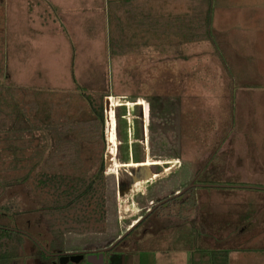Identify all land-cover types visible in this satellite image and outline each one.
I'll list each match as a JSON object with an SVG mask.
<instances>
[{
    "label": "rangeland",
    "instance_id": "1",
    "mask_svg": "<svg viewBox=\"0 0 264 264\" xmlns=\"http://www.w3.org/2000/svg\"><path fill=\"white\" fill-rule=\"evenodd\" d=\"M125 1L0 0V225L24 233L11 264H58L45 253L97 252L161 201L103 264H211L210 253L229 244L214 236L221 223L209 222L216 203L194 193L206 180L227 182L217 178L220 170L229 178L245 166L241 150L264 154V126L236 124L234 110L218 118L206 106L201 77L190 72L203 63V49L178 45L175 31L161 25L157 33L138 25ZM217 1L210 0L211 22ZM132 3L137 14L169 23L206 16L209 0ZM110 39L125 52L112 54ZM91 98L102 103V125L84 124L97 118ZM65 140L78 147L72 162L58 152ZM222 149L227 157L220 158ZM50 175L85 176L97 191L71 203L62 191L67 182ZM235 207L225 200L217 215L235 218ZM241 254L230 263L264 264L249 249Z\"/></svg>",
    "mask_w": 264,
    "mask_h": 264
},
{
    "label": "crops",
    "instance_id": "2",
    "mask_svg": "<svg viewBox=\"0 0 264 264\" xmlns=\"http://www.w3.org/2000/svg\"><path fill=\"white\" fill-rule=\"evenodd\" d=\"M219 2L221 4L217 7L216 14L212 16V22L210 21V32L212 23L214 36L210 39L190 41L203 49L199 53V58L204 63L199 62L200 68H193L190 72L201 77L203 81L200 84L201 91L209 95L205 97L206 106L218 110V118H221L225 110H227V116H232L231 111L234 110L236 124L247 119L241 124H257L263 128L264 0L239 2L218 0L217 5ZM212 38L216 39L215 43L212 42ZM187 43L188 41H181L178 45ZM180 54V51L173 52V55L179 57ZM193 57L194 60L195 56ZM190 88L195 90L197 86L191 85ZM256 129L258 130L259 127ZM259 135L263 136L261 132ZM224 150L219 151V154L222 153L219 155L220 158L227 157L228 152ZM262 150L257 148L249 149V151L241 150L242 156L245 157V166L239 165L238 171L229 174V178L223 176V169L220 170L216 175L217 178L227 182L220 183L215 179H209L205 181L207 185H197V191L194 193L197 198L202 195L209 198L207 202L216 203L219 210L221 203L225 200L233 199L237 205L235 218L223 219L217 215V209L214 220L209 221L221 223L220 229L213 231L215 237H221L222 241L229 240V244L224 248L227 252V264L230 263L234 254L242 255L241 253L247 252V249L254 252V256L264 259V154ZM234 154L232 150V154L229 153L228 156ZM218 190L222 193L221 196L220 194L218 196ZM220 198L221 202L218 203ZM250 205L253 206L251 210L248 207ZM247 208L250 211H246ZM205 209L208 214L209 212L212 214L210 207ZM204 210L201 209L200 213ZM243 214L247 215L245 218L247 222H240ZM253 231L255 232L251 234ZM242 260L243 257L238 264H241Z\"/></svg>",
    "mask_w": 264,
    "mask_h": 264
},
{
    "label": "trees",
    "instance_id": "3",
    "mask_svg": "<svg viewBox=\"0 0 264 264\" xmlns=\"http://www.w3.org/2000/svg\"><path fill=\"white\" fill-rule=\"evenodd\" d=\"M132 1L133 0H126L124 5L127 6L128 11L133 12L135 23L141 26H146L151 30H155V33H157L156 27L161 25L162 27L160 29L163 28V30H165L164 32L175 31L174 33L180 37L179 39L181 41H196L211 38L209 12L210 0L208 3L206 16L201 15L202 13L199 12L198 16L194 19L184 20L181 17H176L177 21H170L173 23H168V18L157 19L148 15L143 17L141 14H137L138 11L135 9V4H133ZM148 19H155V24H153ZM157 28L159 29V27ZM110 48L112 54H122L126 49L120 45L117 39H110ZM91 103L93 105L94 111L96 112L97 118L95 120H88L84 124L89 127L93 126L94 124L96 126H99L100 124L102 125L104 121L102 103L100 101L94 102L92 98ZM59 145L61 149H59L58 152L62 153V159L72 162L78 157V147L74 141L65 140ZM102 177V170H100V173L98 176H96V182H100ZM50 178L53 182H67V184H65V186L62 188V191L65 192L64 194L66 197H69V201L71 203H74L91 191L93 194L97 191V188L94 186V180H86L85 176L63 177L59 175H52ZM46 179L47 181H50L48 177ZM43 181H45V179H43ZM22 236H24L22 231L16 230L12 227H7L5 225H0V264H11L12 260L17 256L16 248L18 245H20ZM210 256L211 264H227V252L224 250H214L210 253Z\"/></svg>",
    "mask_w": 264,
    "mask_h": 264
},
{
    "label": "water",
    "instance_id": "4",
    "mask_svg": "<svg viewBox=\"0 0 264 264\" xmlns=\"http://www.w3.org/2000/svg\"><path fill=\"white\" fill-rule=\"evenodd\" d=\"M107 101V100H106ZM108 106V101L106 102V108ZM188 187H185L183 188L182 190H180L179 192L175 193L174 196H178L180 194H182L183 192H185L187 190ZM173 196V197H174ZM164 201H161L159 203H157L154 207L158 206L159 204H162ZM153 207V208H154ZM151 211V209L149 210V212ZM148 212V213H149ZM141 219L138 220V222L140 221ZM137 222V223H138ZM136 223V224H137ZM135 224V225H136ZM134 225V226H135ZM133 228V227H132ZM132 228H129L122 236H120L114 243H112L110 246L108 247H105L103 249H101V252L98 254V256L94 253V252H91L89 254H86L84 252H74V251H70V252H60L58 253L57 255L59 256L58 258V264H67V262L69 261H72V262H79L80 260H82L83 258L85 259V261L87 263H90V264H103L104 263V260H103V252L104 251H107V250H110L112 247L115 246V244L120 241L124 236H126L130 230ZM50 255V254H49Z\"/></svg>",
    "mask_w": 264,
    "mask_h": 264
},
{
    "label": "flooded vegetation",
    "instance_id": "5",
    "mask_svg": "<svg viewBox=\"0 0 264 264\" xmlns=\"http://www.w3.org/2000/svg\"><path fill=\"white\" fill-rule=\"evenodd\" d=\"M184 193V192H183ZM155 205H153V206H151L147 211H146V213L144 214L145 216H144V218L143 219H141L131 230H130V232L128 233V234H130V233H133L134 232V230H135V228L138 226V225H140V223L144 220V219H146L148 216H149V214H151L155 209H156V207H154ZM154 207V208H153ZM151 209V211L149 212V210ZM149 212V213H148ZM127 236V235H126ZM125 236V237H126ZM124 237V238H125ZM122 240V239H121ZM120 240V241H121ZM120 241H118L116 244H118ZM116 244H115V246H116ZM110 246V245H109ZM113 248V247H112ZM111 248V249H112ZM110 249V250H111ZM109 250H107V251H104L103 252V260H105V258H104V255L106 254V252H108ZM101 252V250H99V251H97V252H94L97 256H98V254ZM85 253V255L86 254H89V253H91V252H84ZM47 256H49V254L48 253H45ZM58 254V253H57ZM57 254H50V256L51 257H55L56 258V260H57V262H58V258H59V256L57 255ZM81 262H84V263H86V264H90V263H87L86 261H85V259L83 258L82 260H80L79 262H77V263H75V262H72V261H69V262H67V264H80Z\"/></svg>",
    "mask_w": 264,
    "mask_h": 264
},
{
    "label": "bare ground",
    "instance_id": "6",
    "mask_svg": "<svg viewBox=\"0 0 264 264\" xmlns=\"http://www.w3.org/2000/svg\"><path fill=\"white\" fill-rule=\"evenodd\" d=\"M110 127H111V137H112V121L110 122Z\"/></svg>",
    "mask_w": 264,
    "mask_h": 264
}]
</instances>
